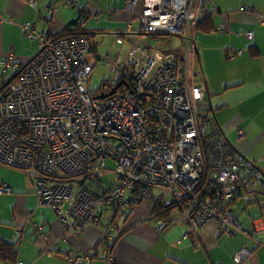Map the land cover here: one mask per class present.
<instances>
[{
  "label": "built area",
  "instance_id": "2783aa9c",
  "mask_svg": "<svg viewBox=\"0 0 264 264\" xmlns=\"http://www.w3.org/2000/svg\"><path fill=\"white\" fill-rule=\"evenodd\" d=\"M124 9H138L139 32L179 36L180 51L132 45L123 60L112 62L118 77L110 86L91 91L85 84L94 69L89 37L48 38L25 24L39 49L28 63L14 51L2 62L11 78L0 90V163L24 172L39 205L54 210L74 234L105 220L113 229L115 218L144 200L174 205L196 234L211 219L221 231L243 229L238 211L248 214L264 203V171L231 151L225 134L202 114L207 93L196 66L207 1L125 0ZM133 29L129 22L126 33ZM120 81L115 93L101 97ZM6 192L11 187L0 183V193ZM156 226L162 230L166 223ZM252 254L243 247L234 259L242 263Z\"/></svg>",
  "mask_w": 264,
  "mask_h": 264
},
{
  "label": "crops",
  "instance_id": "0c3cea01",
  "mask_svg": "<svg viewBox=\"0 0 264 264\" xmlns=\"http://www.w3.org/2000/svg\"><path fill=\"white\" fill-rule=\"evenodd\" d=\"M206 1L216 28L204 32L205 42L197 53L196 79L206 86V112L227 140L264 171V0ZM124 4L125 0H0V80L2 62L11 51L23 64L38 52L39 40L24 32L25 24L46 37L65 32L71 22L86 16L81 24L94 31L95 49L88 55L94 68L102 56L97 35L115 28L123 31L128 49L136 42L148 44L135 28L126 33L129 22L135 27L139 11H128ZM249 31L253 37L246 35ZM20 172L0 163V183L11 187V192L0 193V239L18 244V262L23 264H264V209L251 206L248 214L239 210L243 229L226 226L221 231L219 222L211 219L196 234L176 222L159 230L152 219L156 204L147 200L119 217L113 232L132 228L108 249L109 220L74 234L54 210L39 205L31 181ZM243 247L253 254L237 263L234 254Z\"/></svg>",
  "mask_w": 264,
  "mask_h": 264
},
{
  "label": "trees",
  "instance_id": "16d2710c",
  "mask_svg": "<svg viewBox=\"0 0 264 264\" xmlns=\"http://www.w3.org/2000/svg\"><path fill=\"white\" fill-rule=\"evenodd\" d=\"M80 18H81L82 21H84L87 17L86 16L82 17V15H81ZM81 20L80 21L78 20V21L71 22L68 26H66V29H65L66 31L65 32L49 33L46 37L53 38V37H59V36H62V35L82 33V34H85V35H87L89 37V39L91 40V51H94V49H95V41L92 38V35H93V32H94L93 28L92 27L90 28L88 26L82 25L81 24L82 23ZM198 28L200 30L204 31V32L216 29L214 27L213 23L211 22V16L209 15L208 11L201 16V18L199 20V23H198ZM140 35H148L153 40H161V41L162 40L171 41L173 36H177V35H175L173 33H166V32H161V31H159V32H151V33L150 32L149 33L140 32ZM177 37H179V36H177ZM138 43L136 42L133 45H136ZM147 45L150 46V47H154V46H151V44H149V43ZM181 47H182V45H179V46H176V47H172L170 45L163 44V45H160V46H158L156 48H158V49H160V50H162L164 52H169V51H177L178 52V51H180ZM196 70H197V68H196ZM10 78L11 77L9 76V74H7L5 72L4 73L2 72L1 80H0V90L5 85L8 84V81H9ZM106 86H110V83L103 81L102 87L100 88V90L103 89ZM201 110H202L203 116L207 117L210 120L211 124H215V122L213 121L212 117H210L209 113L206 112L208 110L207 106L203 107V109H201ZM213 127H215L218 131H222V129L220 127H218L217 124H215V126H213ZM225 137H226V135H225ZM226 140H227V137H226ZM225 143H227V147H229V149H231V151H234V150L236 151L237 150L238 152L242 153L237 147H235V145L230 143L228 140ZM244 156H246V155H244ZM248 159H250V158H248ZM250 160H252V159H250ZM261 203L257 204V206H256L257 209L260 210V211L264 209V203H262V204ZM129 210L130 209L128 208L127 211H125V215H126V213L129 212ZM175 210L176 209H175L174 205H171V206H168V207L167 206L164 207V206L157 205L155 207L153 213H152V219H154L156 221H164L166 223V227L164 229H166L168 226L172 225L175 222V218H174V211ZM103 217L109 218V216H107V215H104ZM257 218H261V217H257ZM118 219L119 218H115L114 219L113 223L115 224V227L118 224L117 223ZM131 228H132V226L126 227L120 232H118V231L113 232V230L108 228V231L110 233H111V231H112V233H114V236L112 234V236H113L112 240L108 239V235L105 237V244L108 247V249H111V247L113 246V242L118 240V238L121 237L124 234V232H126L127 230H130ZM17 245L18 244L16 242L12 243V242L0 239V263L17 264V262H18V246ZM84 253H89V254H91V257L93 256V254L90 251H84Z\"/></svg>",
  "mask_w": 264,
  "mask_h": 264
},
{
  "label": "rangeland",
  "instance_id": "374dc122",
  "mask_svg": "<svg viewBox=\"0 0 264 264\" xmlns=\"http://www.w3.org/2000/svg\"><path fill=\"white\" fill-rule=\"evenodd\" d=\"M123 5L117 8H122ZM134 25H135V30L139 32L140 29V20L135 19L134 20ZM93 26H96L94 23ZM102 26V25H99ZM112 33H106L103 35H97L96 41H98V50L99 54L102 55L101 59L98 60V64L94 68V72L89 76L88 78L85 79V84L88 87L89 90L91 91H98L102 87L103 81H110L113 82V80L116 77V74L118 72L114 71L111 69V60L114 62L115 60L119 59L123 60L125 58V55L127 53L128 47L126 44L129 43V41L126 39V36H122L121 38L124 40V43H118L117 41V36L120 35V32L117 29H112ZM119 33V34H118ZM144 42L151 44V46L158 47L163 44L170 45L172 47H176L179 45H182V39L177 36H173L171 41L168 40H153L151 39L148 35H141V37ZM103 57V58H102ZM110 58V60H109ZM119 58V59H118ZM108 165L114 166L113 162H109ZM22 175H24L25 179L29 181V178L24 172H20ZM106 179L109 178V175L105 176ZM31 186L33 184H30ZM34 187V186H32ZM147 200H144L140 203H137V206L132 207L133 205L129 206L128 208L132 210L135 207L142 206L144 203H146ZM153 205L155 204V200L150 201ZM135 205V204H134ZM256 207V206H253ZM127 208V209H128ZM127 211V210H126ZM174 218L175 222L177 224L183 223L187 227L189 225L186 222H183V214L180 211L174 212ZM194 232V231H193ZM182 237V236H181Z\"/></svg>",
  "mask_w": 264,
  "mask_h": 264
},
{
  "label": "water",
  "instance_id": "95a60500",
  "mask_svg": "<svg viewBox=\"0 0 264 264\" xmlns=\"http://www.w3.org/2000/svg\"><path fill=\"white\" fill-rule=\"evenodd\" d=\"M123 82H124V81H120L119 83H117V84L112 88V90H111L110 92H108V93H102V94H101V97L104 98V97H107V96H109V95L115 93L116 90H117V88H118Z\"/></svg>",
  "mask_w": 264,
  "mask_h": 264
},
{
  "label": "clouds",
  "instance_id": "9594fccd",
  "mask_svg": "<svg viewBox=\"0 0 264 264\" xmlns=\"http://www.w3.org/2000/svg\"><path fill=\"white\" fill-rule=\"evenodd\" d=\"M20 171V170H19Z\"/></svg>",
  "mask_w": 264,
  "mask_h": 264
}]
</instances>
